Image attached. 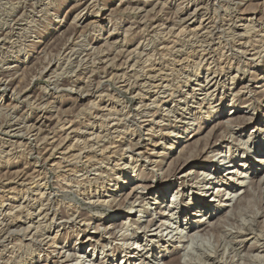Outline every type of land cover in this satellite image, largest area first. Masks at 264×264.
Returning <instances> with one entry per match:
<instances>
[{
	"label": "rangeland",
	"instance_id": "1",
	"mask_svg": "<svg viewBox=\"0 0 264 264\" xmlns=\"http://www.w3.org/2000/svg\"><path fill=\"white\" fill-rule=\"evenodd\" d=\"M214 147L262 169L240 206L264 215V0H0V264H122L157 223L218 205L192 171ZM230 209L184 230L189 252Z\"/></svg>",
	"mask_w": 264,
	"mask_h": 264
},
{
	"label": "bare ground",
	"instance_id": "2",
	"mask_svg": "<svg viewBox=\"0 0 264 264\" xmlns=\"http://www.w3.org/2000/svg\"><path fill=\"white\" fill-rule=\"evenodd\" d=\"M234 108L237 109L239 112L242 111L241 107L235 106L233 107V109ZM218 113H221V112H218ZM206 153L211 155L212 158L217 159V161L196 165L192 169V171L202 172L204 174V179L202 181L200 180L199 182L200 184L199 186L202 190V193L204 194V196H209L210 198H212L213 201H215V198L217 197L220 198V200L218 201L219 202L218 205L214 207H212V205L209 203L206 205H200L196 213H194L192 216V218L193 217L194 218L199 217V218L198 219H188L186 223H183L184 220L179 217H176L175 220L177 221L175 222L165 221V222H161L160 225H158L157 223L156 224L157 227L154 230L155 232H153L154 234L150 238H147L145 240L146 242H143V239H140L138 236L133 239L132 244L128 246L130 250L128 251V254L125 257L126 260L123 259L121 262L122 264L124 263V261H126V264H162L167 257V252H165L164 250L158 252L157 246L162 244L163 242H166L167 248L171 247L172 243H179V245L176 246L174 249L171 250L170 248L169 253H173L176 250L183 251V254L180 257V260H177V259L172 260L171 262L166 263V264H264V220L262 222H260L259 220L260 218L264 219V215L262 213L263 211H260V209L256 211L255 210L250 211L245 208L243 209L244 207L243 205H242L243 207L240 206L241 203L245 204L247 202V201L244 202L243 200H245V196H248L246 194H249L248 192L253 190V184H254L253 178L255 179V177L262 176V169H255L254 166H250L247 163H243L242 165H238V164L233 165V163L235 162L231 158L225 156L223 147H218V148L214 147L212 148V150ZM207 157L208 156H206V159ZM260 158H261L260 166H264V155ZM224 168H226L225 171L229 172L228 175L232 176L230 177L231 181L230 182L224 181V180H219L218 182L215 181L217 180L219 176H221V174L223 175V172L225 171H222V169ZM192 171H190V174H192ZM247 175L254 176L252 177V180L249 184L246 183L248 182L247 181L248 178H246ZM261 180L259 181V183L261 182ZM222 182L224 184L219 185V183H222ZM262 182H264V180ZM237 183L239 184L241 188L242 187L246 188L245 195H243L244 197L239 196V192L242 190L240 189V187L237 186ZM123 186L124 184H121L119 185V188L122 189ZM171 189H172V186L170 184L165 185L163 188H160L158 190L157 201L155 202L154 205H157V206L163 205L165 201L169 198L167 194L169 193V191H171ZM223 192L225 193L223 194ZM252 193H255L254 190ZM223 197H226V199L223 200L222 199ZM176 198L177 197L173 195V200ZM262 198H264V195ZM234 200H237V204H236V208H238L237 212H234L235 205L234 206L231 205V203H233ZM229 205L231 206L230 210L232 211V214L229 211L227 212H229L231 215L236 216L235 219L232 218V220L234 219L235 226L234 227L232 226L233 227L232 229L226 230L227 229L226 228L224 230L222 228L224 226L221 225V223L220 224L217 223L218 226L219 225L222 226L221 227L222 228L221 230H223L221 231L222 236L221 235L219 236L217 234V236L219 237L216 238L214 243L210 245L211 247L204 248V249L203 248L197 249L196 255L195 253L193 254L189 252L191 249L192 251L193 249H195L193 248L195 245L194 235H190V234L184 235L185 234L184 230H190V232L193 231L194 229H196L195 228L196 226H194L195 225L194 223L199 225L200 223L203 222L204 219L207 218L208 215H210V218H211L213 214L217 212L221 206H229ZM170 207H173V204H170ZM158 209H160V207H156V210ZM119 216L120 214H115L114 219L117 220ZM213 227H212L213 228L212 230L218 228V227L215 228V226ZM234 230L236 231L234 232ZM248 236H251V238H249ZM185 238L191 239V241L188 240L190 242L189 243L190 245L189 244L187 245V243H186L187 246L183 244L184 240L182 239H185ZM249 242L250 244L249 246H247V243ZM150 244L153 245L152 248H150Z\"/></svg>",
	"mask_w": 264,
	"mask_h": 264
}]
</instances>
